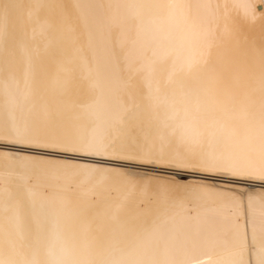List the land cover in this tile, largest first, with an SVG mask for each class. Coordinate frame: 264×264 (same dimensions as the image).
<instances>
[{
  "label": "bare ground",
  "instance_id": "obj_1",
  "mask_svg": "<svg viewBox=\"0 0 264 264\" xmlns=\"http://www.w3.org/2000/svg\"><path fill=\"white\" fill-rule=\"evenodd\" d=\"M129 163L264 184V0H0V264H264L263 186Z\"/></svg>",
  "mask_w": 264,
  "mask_h": 264
},
{
  "label": "rangeland",
  "instance_id": "obj_2",
  "mask_svg": "<svg viewBox=\"0 0 264 264\" xmlns=\"http://www.w3.org/2000/svg\"><path fill=\"white\" fill-rule=\"evenodd\" d=\"M47 153H50L52 155H58V153H55V152H47ZM130 164L133 166V168H144L145 170L149 169L150 171L152 170L153 172H159L162 174H173L176 176H180L182 178L189 177L191 175V176H198V177H208V178H210V180H213L214 182H220V183H231V184H239V185L252 186V187L253 186L256 187L257 185H260V186L264 187V184L263 185L257 184L256 182L253 183V181H248V180H237V179L229 178L226 175L211 176L210 177V176H205L202 174H197V173H192V172H182L179 170L175 171L173 169L153 168L150 166H142V165H136V164L134 165L132 163H129L128 165H130Z\"/></svg>",
  "mask_w": 264,
  "mask_h": 264
},
{
  "label": "clouds",
  "instance_id": "obj_3",
  "mask_svg": "<svg viewBox=\"0 0 264 264\" xmlns=\"http://www.w3.org/2000/svg\"><path fill=\"white\" fill-rule=\"evenodd\" d=\"M63 255H65V248L62 236L57 229L53 228L48 241V264H62Z\"/></svg>",
  "mask_w": 264,
  "mask_h": 264
}]
</instances>
